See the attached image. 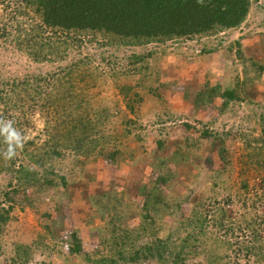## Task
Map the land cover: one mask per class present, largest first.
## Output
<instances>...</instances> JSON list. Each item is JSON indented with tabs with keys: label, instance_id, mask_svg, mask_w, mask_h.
Here are the masks:
<instances>
[{
	"label": "rangeland",
	"instance_id": "obj_1",
	"mask_svg": "<svg viewBox=\"0 0 264 264\" xmlns=\"http://www.w3.org/2000/svg\"><path fill=\"white\" fill-rule=\"evenodd\" d=\"M15 8L16 0H11L3 18L9 20ZM36 19L41 21L37 15ZM86 40L80 50H71L65 61L37 63L12 39H0L3 81L58 72L61 66L82 59L79 74L84 79L76 83L77 90L91 102L94 112L109 108L107 130L119 136L126 155L125 160L118 161L97 155L84 161V157L79 160L71 153L58 159L57 172L65 175L69 184L61 196L51 195L55 199L37 190L17 192L14 184L9 185V177L0 172V205L13 207L12 221L0 236V264H14L18 245L32 246L28 264H83L67 243L73 230L79 232L86 250L101 253L99 232L105 229L108 216L93 197L106 189L122 192L126 201L136 206L127 222L138 226L143 201L139 192L146 186L151 188L158 176L153 163L177 149L190 155L184 167L171 164L179 176L172 197L183 208L165 221L166 234L179 231V222L202 195L212 197L213 202L229 198L227 206L233 216H258L261 220L264 204L254 193L259 192L264 178V0H252L250 13L240 27L202 39L139 47L108 46L100 37L101 43ZM134 56L144 59L136 62ZM208 83L221 91L236 89L241 99L224 108V98L217 94L211 103L205 94ZM43 129L41 124L31 135ZM24 133L30 135V131ZM215 136L225 139L228 165L219 158ZM159 141L165 144L162 148ZM243 181L251 188L250 194L242 190ZM235 235L243 237L239 230ZM204 262L201 254L192 264Z\"/></svg>",
	"mask_w": 264,
	"mask_h": 264
},
{
	"label": "trees",
	"instance_id": "obj_2",
	"mask_svg": "<svg viewBox=\"0 0 264 264\" xmlns=\"http://www.w3.org/2000/svg\"><path fill=\"white\" fill-rule=\"evenodd\" d=\"M10 6L11 0H0V39H12L32 61L43 63L65 61L68 53L80 50L86 39L93 43L100 37L108 46L139 47L217 35L240 27L250 13L252 0H16L17 8L15 13L10 12L8 20L2 12ZM36 15L41 21L35 20ZM237 45L241 55V42ZM134 57L136 62L144 59ZM81 63L82 59H78L45 75L27 74L8 81L0 77V119L11 120L25 137L14 158L5 160L0 154V172L9 177V185L14 184L17 192L30 189L41 195L61 196L69 180L57 172L55 163L68 153L79 160L84 157V161L93 155L111 161L126 158L119 136L107 130L109 108L94 112L91 102L77 90L76 83L84 79L79 74ZM205 94L211 103L219 94L224 98V108L241 99L236 89L221 91L209 83ZM41 124L44 129L32 136ZM27 131L30 135L24 133ZM204 133L209 136V132ZM215 140L219 141L220 160L228 165L225 139L217 136ZM164 145L159 141L160 148ZM6 148L0 137V152ZM189 153L177 149L153 163L158 176L151 188L146 186L139 192L143 201L139 204L138 226L127 222L136 206L127 202L122 192L106 189L102 195L94 196L108 216L105 229L99 232L103 250L89 252L79 232L73 230L67 238L71 253L83 264H192L201 254L205 256L204 264H264V216L261 220L258 216H233L227 206L229 198L213 202L212 197L197 196L194 207L179 222V231L173 235L165 233V221L183 208L172 197L177 192L173 187L179 176L171 164L186 166ZM217 178L225 182L222 176ZM243 182L242 190L250 194L251 188ZM260 183L254 196H259L264 204V178ZM244 204L247 205L246 199ZM12 209L0 205V236L12 221ZM237 230L243 237L235 235ZM31 253L32 246L18 245L12 262L28 264Z\"/></svg>",
	"mask_w": 264,
	"mask_h": 264
},
{
	"label": "clouds",
	"instance_id": "obj_3",
	"mask_svg": "<svg viewBox=\"0 0 264 264\" xmlns=\"http://www.w3.org/2000/svg\"><path fill=\"white\" fill-rule=\"evenodd\" d=\"M0 137H3L7 145L6 150L0 152L5 160H11L15 157L17 149L23 146L25 137L16 128L10 120L0 119Z\"/></svg>",
	"mask_w": 264,
	"mask_h": 264
}]
</instances>
